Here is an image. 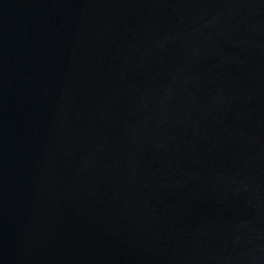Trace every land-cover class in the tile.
Masks as SVG:
<instances>
[{"label":"water","instance_id":"95a60500","mask_svg":"<svg viewBox=\"0 0 264 264\" xmlns=\"http://www.w3.org/2000/svg\"><path fill=\"white\" fill-rule=\"evenodd\" d=\"M0 264H264V0H0Z\"/></svg>","mask_w":264,"mask_h":264}]
</instances>
